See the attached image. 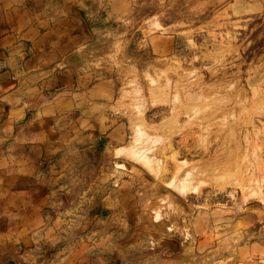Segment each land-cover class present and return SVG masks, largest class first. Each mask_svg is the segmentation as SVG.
Returning <instances> with one entry per match:
<instances>
[{"label":"rangeland","instance_id":"obj_1","mask_svg":"<svg viewBox=\"0 0 264 264\" xmlns=\"http://www.w3.org/2000/svg\"><path fill=\"white\" fill-rule=\"evenodd\" d=\"M128 17L87 167L136 221L128 263L264 264V0H130Z\"/></svg>","mask_w":264,"mask_h":264},{"label":"crops","instance_id":"obj_2","mask_svg":"<svg viewBox=\"0 0 264 264\" xmlns=\"http://www.w3.org/2000/svg\"><path fill=\"white\" fill-rule=\"evenodd\" d=\"M129 1L0 0V264H131L136 221L87 170L112 129ZM159 258L135 264H175Z\"/></svg>","mask_w":264,"mask_h":264},{"label":"bare ground","instance_id":"obj_3","mask_svg":"<svg viewBox=\"0 0 264 264\" xmlns=\"http://www.w3.org/2000/svg\"><path fill=\"white\" fill-rule=\"evenodd\" d=\"M204 117V116H203ZM205 118V117H204ZM218 121V120H217ZM217 121H215V122H217ZM144 159V158H143ZM150 159V160H149ZM153 160L151 159V158H145V163L146 164H150L151 165V162H152ZM144 164V163H143ZM124 165V164H123ZM152 166V165H151ZM150 169V168H149ZM184 184V183H183ZM165 200H167L166 198H165ZM168 201V200H167ZM169 205H170V203H169Z\"/></svg>","mask_w":264,"mask_h":264}]
</instances>
